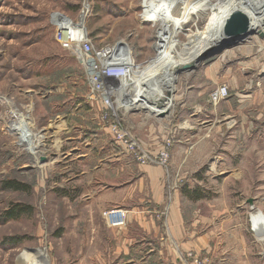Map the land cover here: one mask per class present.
Returning <instances> with one entry per match:
<instances>
[{
    "label": "rangeland",
    "instance_id": "1",
    "mask_svg": "<svg viewBox=\"0 0 264 264\" xmlns=\"http://www.w3.org/2000/svg\"><path fill=\"white\" fill-rule=\"evenodd\" d=\"M149 2L0 0V240L23 234L20 227L30 219L42 220L35 208L46 205V194L76 189L79 182L69 184L62 178L96 173L97 162L103 163L105 156L130 166L121 173L123 186L163 190L159 220L166 221L174 195L180 198L187 224L196 211L206 214L209 205L245 209L248 223L250 211L262 214L264 139L261 135L259 149H254L253 138L262 129L264 97L252 93L256 86L264 89V79L257 78L255 71L264 62V33L254 30L242 39L229 38L210 46L197 62L177 68L176 77L163 84V115L134 104L132 111L118 113L122 126L144 142L151 155L159 154L165 143L159 149L147 147L160 145L162 135L168 136L169 162L162 166L142 164L113 139L100 118L101 102L88 98L87 74L55 41L49 22L52 11L76 17L87 6L85 26L93 46L123 44L146 66L160 55L158 31L173 41L167 50L169 59L183 60L192 38L198 37L212 16L210 6L219 8L228 1H193L186 9L178 2L164 19L173 30H158L159 15H147ZM245 3L253 6L243 1V7ZM246 73L249 81L244 84L251 85V92L241 87ZM222 83L228 87V96L213 103L210 94ZM247 92L251 95L237 98ZM22 126L24 133L17 129ZM97 128L107 132L101 136L102 145L95 144ZM69 137L75 138L72 145ZM258 159L260 165H251ZM148 174L155 182L146 178ZM8 180L25 190L7 187ZM17 203L29 206L28 212L17 220H4L5 210ZM26 238L33 241V234Z\"/></svg>",
    "mask_w": 264,
    "mask_h": 264
},
{
    "label": "crops",
    "instance_id": "2",
    "mask_svg": "<svg viewBox=\"0 0 264 264\" xmlns=\"http://www.w3.org/2000/svg\"><path fill=\"white\" fill-rule=\"evenodd\" d=\"M255 71L257 78L264 79V62ZM247 75L242 79L241 87L251 92V85L244 84ZM139 81L140 86L145 84L144 78ZM253 91V96L264 97V89L259 90L256 86ZM246 95L251 94L242 93L237 98ZM261 127L253 138L254 149H259L257 141L261 135L264 139V120ZM97 131L95 144L107 134L101 128ZM162 136L160 145L148 146L147 143V148L159 149L168 139L165 134ZM67 139L72 145L75 138ZM104 160L103 163L97 162L94 174L81 173L62 178L69 184L79 182V187L47 193L46 205L35 208V212L42 213L43 219H30L28 224L20 227L19 232L23 234L7 235L22 236L13 243L4 242L9 240H5L7 236L0 240V264H182L179 254L188 249L207 255L210 264H264V242L256 240V234L250 230L247 210L219 209L209 205L206 214L196 211L187 224L180 198L174 195L166 221L159 220L165 198L163 190L150 192L133 185L123 186L121 173L130 166L125 165V160H110L108 156ZM258 160L251 165H260ZM98 172L103 175L99 176ZM146 178L155 182L154 176L148 174ZM117 206L126 209L125 220L121 225H109L103 219L102 211ZM260 210L264 215V210ZM259 228L264 231V223ZM27 234H33V241L25 240Z\"/></svg>",
    "mask_w": 264,
    "mask_h": 264
},
{
    "label": "built area",
    "instance_id": "3",
    "mask_svg": "<svg viewBox=\"0 0 264 264\" xmlns=\"http://www.w3.org/2000/svg\"><path fill=\"white\" fill-rule=\"evenodd\" d=\"M88 12L87 6L76 17L64 11H52L49 22L54 29L55 41L87 74L88 98L101 102L100 118L109 126L113 139L142 164L153 163L168 166L170 140H166L159 154L151 155L145 150L146 147L142 141L123 127L118 120L119 112L132 111L134 108L130 100L139 91L137 77L143 72L145 65L137 62L132 50L123 44L94 47L85 26ZM227 96L228 87L221 84L210 94V100L218 103ZM17 129L23 132L25 128L22 126ZM125 214L126 209L119 206L102 211V217L109 225H121L125 220ZM248 219L250 227L256 234V240L264 242V231L259 228L264 223L263 214L256 209L250 211ZM179 257L182 264H210L207 255L194 251L182 252Z\"/></svg>",
    "mask_w": 264,
    "mask_h": 264
},
{
    "label": "bare ground",
    "instance_id": "4",
    "mask_svg": "<svg viewBox=\"0 0 264 264\" xmlns=\"http://www.w3.org/2000/svg\"><path fill=\"white\" fill-rule=\"evenodd\" d=\"M193 1L201 0H150L147 15H159L157 16L159 20L158 30L161 28L168 29L169 27L173 30V27H171L172 24L164 21V19L170 17L169 12L178 2L181 3V8L186 9L193 5ZM222 1L228 2L219 8L210 6L212 16H210L206 24H204L203 30L198 37L192 38L193 40L188 45V49L183 53V60L173 61L169 59L167 50L168 47H171L173 41L171 42L163 37L165 35L162 36L159 31L157 32L160 56L157 60L148 63V65L144 67L143 72L138 75L139 78H144L145 84H142V87L139 86V91L132 100H130L131 105L134 104L157 113H163L162 111H164V109L161 107L165 104V99L162 96L163 84L171 77H176L174 71L177 70V68L182 69V67L185 68V66L197 62L207 53L206 51L210 46L217 45L231 37L239 36L252 30H258V32L264 33V0ZM243 1L252 4L254 7H249L246 3L245 7H243ZM156 76L157 79H155ZM262 221L264 222V220Z\"/></svg>",
    "mask_w": 264,
    "mask_h": 264
},
{
    "label": "trees",
    "instance_id": "5",
    "mask_svg": "<svg viewBox=\"0 0 264 264\" xmlns=\"http://www.w3.org/2000/svg\"><path fill=\"white\" fill-rule=\"evenodd\" d=\"M5 185L7 187L13 188L14 190H17V189L25 190L24 189L25 187L21 188L22 185H20L19 183L15 182V181H11V180H8ZM28 208H29V206H23V205H20L19 203L12 204L5 210L4 220L14 219L17 216H19V214L25 212ZM21 237L22 236H7V239H9V241H7V242L13 243L14 242L13 240H15V239L19 240Z\"/></svg>",
    "mask_w": 264,
    "mask_h": 264
},
{
    "label": "water",
    "instance_id": "6",
    "mask_svg": "<svg viewBox=\"0 0 264 264\" xmlns=\"http://www.w3.org/2000/svg\"><path fill=\"white\" fill-rule=\"evenodd\" d=\"M253 31V30H252ZM249 32H251V31H249ZM249 32H247V33H249ZM247 33H244V34H242V35H239V36H234V37H231L232 39H234V40H236V39H242V38H244L245 36H246V34ZM260 35H262L263 34V32H258ZM186 67V66H185ZM162 115H163V113H162Z\"/></svg>",
    "mask_w": 264,
    "mask_h": 264
}]
</instances>
